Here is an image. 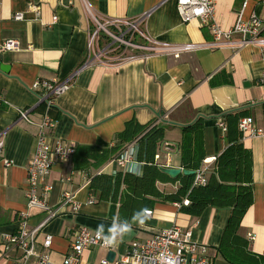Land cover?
Returning a JSON list of instances; mask_svg holds the SVG:
<instances>
[{"label":"crops","instance_id":"1","mask_svg":"<svg viewBox=\"0 0 264 264\" xmlns=\"http://www.w3.org/2000/svg\"><path fill=\"white\" fill-rule=\"evenodd\" d=\"M28 3L38 4L39 11H27ZM175 10L174 0H0V42H18V49L0 52V64L9 66L7 71L0 69L2 157L9 161V165L0 161V264H33V257L24 259L19 248L5 249L4 238L15 232L22 219L33 228L45 218L44 211L26 205V167L45 111L29 89L34 80L73 75L70 87L56 97L50 114L56 120L54 136L75 148L114 147L122 143L117 134L126 122L153 125L167 114L165 122L157 123L164 128L157 145L162 159L163 142L178 144L181 128L201 116L204 159L208 161L201 166L208 174L225 147V131L217 121L221 114L239 110L242 117L252 118L254 126H264V90L258 79L264 69L260 46L210 48L205 45L212 39L209 28L198 20L182 22ZM15 12H25V19L15 20ZM239 12L243 18L255 13L264 21V1L215 0V22L223 29L235 24ZM53 16L56 20L52 23ZM94 17L135 22L138 32L134 40L142 46H196L177 55L166 49H127L107 63L86 64V41ZM260 35L264 38V25ZM123 53H135L136 57L118 60ZM21 109H28L29 120L19 116ZM131 141L123 142L119 152ZM242 143L252 157L253 201L239 222L238 234L244 239L253 236L248 249L262 256L264 264V135L242 134ZM170 159V167H181L177 153ZM142 166H135L140 173ZM65 177L69 180H62ZM46 182L51 186L47 196L50 207L58 205L64 191L77 192L75 200L80 205L78 211H73L71 204L66 206L36 233L34 251L44 250V236L51 233V245L45 251L52 262L61 264L77 229L97 230L103 224L107 232L118 218L119 203L88 202L93 195L88 188L78 190L82 176L72 157L56 162ZM179 186V180L156 183L163 194L175 193ZM175 203L156 199L147 207L151 214L143 224H133L132 231L114 245L115 259L124 255L131 243L175 224L190 231L191 240L206 248L210 264H231L217 251L230 208L206 207L193 215ZM107 252L102 247L84 249L79 264H99Z\"/></svg>","mask_w":264,"mask_h":264},{"label":"built area","instance_id":"2","mask_svg":"<svg viewBox=\"0 0 264 264\" xmlns=\"http://www.w3.org/2000/svg\"><path fill=\"white\" fill-rule=\"evenodd\" d=\"M175 7L179 18L182 22H190L198 20L202 26L209 28L212 39L205 45L210 48H219L225 45H233L234 47H244L247 44H257L260 47L262 62L264 63V38L261 37V31L264 21L257 14L252 13L247 18H243L242 12L238 13L235 24L229 29H223L215 22V0H174ZM264 1V0H262ZM40 6L38 4L28 3L27 11L38 12ZM88 9V7H87ZM15 20H24L25 12H15L13 14ZM56 16L52 17V23L55 22ZM97 22L90 32L87 42V62L93 63H107L118 53L124 52L127 49H166L174 51L177 55L182 50H189L196 46V44L187 43L177 46L157 45L156 47H146L137 44L132 36L137 34V24L129 21H116L104 19V24ZM118 25L122 26L119 27ZM104 34L103 36L101 34ZM235 36L237 39H235ZM18 49V42L15 39H7L0 42V52L6 50ZM119 55V54H118ZM136 57L135 53L128 55H120L118 60H130ZM259 83L264 90V69L259 74ZM72 76L65 79H36L29 89L36 94L39 102L44 104V110L41 119L38 123V131L36 134V143L31 159L26 167V197L27 206L39 208L45 212V218L42 224L28 228L24 219L20 220L15 232L8 234L4 238L5 249L10 247H17L23 253V258L27 259L33 257V264H55L46 249L51 245L52 235L46 234L42 241L44 248L40 253L34 251V243L36 241L37 230L46 221L52 219L61 210L68 205H72L73 211H78L80 205L76 203L75 196L77 192L62 193L59 203L52 208L48 205L47 196L51 189L50 184L46 179L51 172L54 164L59 161L70 159L75 151V147L70 144L62 142L54 136V128L56 120L50 114L51 108L55 104V99L64 93L71 84ZM19 116L26 120L28 119V109L19 110ZM168 118L167 114L158 119L157 123L165 122ZM221 130L225 131L226 125L220 119L217 120ZM154 123L153 125H157ZM152 125V126H153ZM238 129L242 134H249L250 136H263L264 126L256 127L253 120L249 116L241 117L238 122ZM4 140L0 133V161L4 165H9V161L2 157V150ZM162 148L164 157L161 159L159 153L154 155L153 163L159 167H170L171 156L178 154V146L163 142ZM137 140L129 142L124 149L114 158L110 159L104 166L97 170V174L115 175L118 170L123 173L135 174L138 169L136 165H143L144 162L137 159ZM207 159H203V163H207ZM207 170L200 167L194 171V178L192 185L199 186L207 183ZM82 176V184L78 190L90 187L91 175L85 171L80 170ZM140 173V171H139ZM138 175V174H136ZM62 180H69L68 177ZM96 199L90 197V203ZM182 203L187 205L188 199L184 198ZM180 206L179 203H175ZM148 214H151V210ZM253 236L248 235V240H252ZM102 247L107 250H112L114 246H105L103 240L97 236V230H91L87 227L77 229L74 234V239L70 244L68 252L65 254L61 264H79L82 251L87 248ZM86 264H92L87 262ZM99 264H210V260L206 255V248L192 241L190 238V231L183 230L177 225L163 228L155 231L151 236L144 240L135 241L131 243L126 253L113 262L107 259H101Z\"/></svg>","mask_w":264,"mask_h":264},{"label":"trees","instance_id":"3","mask_svg":"<svg viewBox=\"0 0 264 264\" xmlns=\"http://www.w3.org/2000/svg\"><path fill=\"white\" fill-rule=\"evenodd\" d=\"M242 116L241 111L231 110L218 117L226 125L225 147L215 157L205 185L193 186L194 174L171 177L154 164L157 145L164 133L163 125H140L135 120L126 122L117 138L122 143L137 140V159L144 162L140 174L120 170L115 175L97 174L99 168L120 153L122 143L114 147L106 144L76 147L72 156L74 168L85 170L92 176L89 190L96 200L119 203L118 218L121 221L130 220L135 211L146 209L156 199L179 203L182 209L193 215H199L206 207L230 208L217 251L231 264H262L263 257L251 252L249 240L238 234L239 222L253 201L251 152L244 147L238 129ZM203 121L204 118L198 116L181 128V140L176 144L181 169L195 171L202 167L205 157ZM170 180H179L177 191L161 193L156 183ZM184 198L188 199L187 205L182 203Z\"/></svg>","mask_w":264,"mask_h":264},{"label":"clouds","instance_id":"4","mask_svg":"<svg viewBox=\"0 0 264 264\" xmlns=\"http://www.w3.org/2000/svg\"><path fill=\"white\" fill-rule=\"evenodd\" d=\"M135 174H140L137 171ZM148 210L140 209L133 213L130 220L121 221L119 218L113 220L111 226L107 228L105 232V226L103 224L97 227V236L103 240L105 246H114L119 241L123 239L126 234L132 231L133 224H143L144 220L147 218Z\"/></svg>","mask_w":264,"mask_h":264},{"label":"water","instance_id":"5","mask_svg":"<svg viewBox=\"0 0 264 264\" xmlns=\"http://www.w3.org/2000/svg\"><path fill=\"white\" fill-rule=\"evenodd\" d=\"M8 68H9V66L7 64H0V69L3 70V72L7 71ZM160 168L163 172L167 173L171 177H175L180 173L194 174V170H188V169H184V168L181 169V167H160ZM115 257H116L115 250L114 249L108 250L107 255H106V259L109 262H113Z\"/></svg>","mask_w":264,"mask_h":264},{"label":"rangeland","instance_id":"6","mask_svg":"<svg viewBox=\"0 0 264 264\" xmlns=\"http://www.w3.org/2000/svg\"><path fill=\"white\" fill-rule=\"evenodd\" d=\"M96 20L97 21H99L101 24H104V20L103 19H97L96 18ZM92 26H93V28L95 27L96 28V26H97V22L93 19L92 20ZM119 27H122V26H120V25H118ZM132 38H133V40L136 38V36L134 35V36H132Z\"/></svg>","mask_w":264,"mask_h":264}]
</instances>
